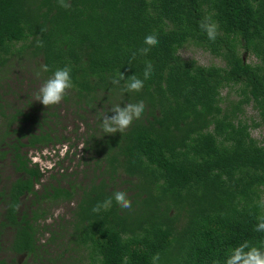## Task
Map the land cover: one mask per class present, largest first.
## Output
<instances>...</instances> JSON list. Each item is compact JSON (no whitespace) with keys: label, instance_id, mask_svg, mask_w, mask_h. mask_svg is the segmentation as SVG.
<instances>
[{"label":"trees","instance_id":"16d2710c","mask_svg":"<svg viewBox=\"0 0 264 264\" xmlns=\"http://www.w3.org/2000/svg\"><path fill=\"white\" fill-rule=\"evenodd\" d=\"M18 40L60 82L63 100L93 114L83 146L95 173L36 191L42 172L21 147L60 139L10 127L26 114L9 112L20 174L0 190L7 250L34 264H264V137L249 133L264 126V0H0V64ZM187 41L223 65L180 57ZM228 85L237 97L222 104ZM247 103L249 122L238 118ZM28 193L34 207L20 209ZM75 194L56 229L36 223L42 199Z\"/></svg>","mask_w":264,"mask_h":264},{"label":"rangeland","instance_id":"374dc122","mask_svg":"<svg viewBox=\"0 0 264 264\" xmlns=\"http://www.w3.org/2000/svg\"><path fill=\"white\" fill-rule=\"evenodd\" d=\"M25 41L18 40L12 43L13 51L6 55V59L0 64V103L3 105L6 116H0V154L4 150V154L0 156V190L4 189L10 180L20 174L12 168L9 159V151L7 144L11 138V134L5 135L6 118L9 117V112L14 109L21 110L24 114H19L17 117L22 119L16 123H11L10 127H15L18 123L22 129L36 130L39 127L49 130L52 137L60 140L50 142L49 145L38 148L37 146H22L26 155L30 156L31 162H36L39 166L42 175L33 185L36 191H41L43 186L52 185H67L68 182L75 184H83L86 180L95 173L92 170L94 166L91 159L88 158L89 153L84 150V140L87 136V128L93 125V114L90 112H82L70 103L60 97L59 81L50 74L43 71L41 57L39 55L29 53L28 49L21 48ZM240 56L244 61L253 62L255 58L239 48ZM177 54L185 59H194L197 63L207 65L216 64L223 65V60L211 54L207 50L193 44L185 42L177 49ZM222 96V104L231 99H235V85L224 86L220 90ZM49 112V113H48ZM52 113V114H50ZM80 113L82 116H78ZM5 117V118H3ZM239 119L249 122L251 118L255 119V111L249 103L243 106L242 112L238 116ZM9 129V123L8 127ZM250 135L260 140L264 137V126L258 125L249 128ZM21 141H25L22 137ZM55 143L53 146L50 144ZM58 160V166L51 167ZM48 167V168H45ZM63 168L62 176L56 172ZM124 175H121L116 180L118 187H124L126 182L121 181ZM134 180V178H133ZM33 198L31 194H24L20 198L19 208H32L33 204L30 200ZM76 194L70 200H58L49 202L42 199L40 207L46 208L45 218L39 217L36 223L40 225H48L49 229H56L59 220L62 216L67 218L69 210L74 204ZM39 208L37 210H39ZM3 212V202L0 200V217ZM11 230L8 227L2 229L0 233V256L4 258H12L17 263L34 264V260L26 254H11L6 249V245L11 236ZM46 232L37 233L38 241L42 242L47 238ZM61 246H51L47 250L52 254L60 251ZM56 251V252H55ZM65 254L58 257V261H64ZM16 259V260H15ZM20 260V262H18ZM44 258L39 260L42 264ZM59 264V262H57ZM77 263V262H76ZM44 264V263H43ZM45 264H50L46 262ZM85 264V260L79 262Z\"/></svg>","mask_w":264,"mask_h":264},{"label":"flooded vegetation","instance_id":"af4514ba","mask_svg":"<svg viewBox=\"0 0 264 264\" xmlns=\"http://www.w3.org/2000/svg\"><path fill=\"white\" fill-rule=\"evenodd\" d=\"M24 195V194H23ZM21 196L22 195H20V198H21ZM37 235V234H36ZM8 252H10L9 250H8ZM11 254H14V253H12V252H10ZM18 254H21V253H18ZM22 254H24V253H22ZM17 255V254H16ZM1 258H3L6 262H9V261H11V258H4V257H2V256H0ZM16 260V259H15ZM17 262V261H16ZM18 262H20V260H18ZM19 264H21V263H19Z\"/></svg>","mask_w":264,"mask_h":264},{"label":"built area","instance_id":"2783aa9c","mask_svg":"<svg viewBox=\"0 0 264 264\" xmlns=\"http://www.w3.org/2000/svg\"><path fill=\"white\" fill-rule=\"evenodd\" d=\"M45 168H48V167H45Z\"/></svg>","mask_w":264,"mask_h":264}]
</instances>
